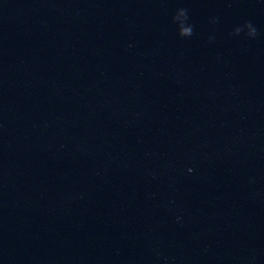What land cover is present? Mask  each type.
<instances>
[{
	"label": "water",
	"instance_id": "1",
	"mask_svg": "<svg viewBox=\"0 0 264 264\" xmlns=\"http://www.w3.org/2000/svg\"><path fill=\"white\" fill-rule=\"evenodd\" d=\"M0 264H264V0H0Z\"/></svg>",
	"mask_w": 264,
	"mask_h": 264
},
{
	"label": "clouds",
	"instance_id": "2",
	"mask_svg": "<svg viewBox=\"0 0 264 264\" xmlns=\"http://www.w3.org/2000/svg\"><path fill=\"white\" fill-rule=\"evenodd\" d=\"M240 30L237 29V32H239ZM191 34V29L189 28H183L182 26L179 25V35L182 37V36H187V35H190ZM249 35L252 36V35H255V32L254 30H250L249 31Z\"/></svg>",
	"mask_w": 264,
	"mask_h": 264
}]
</instances>
